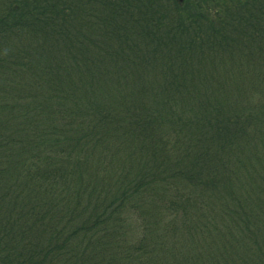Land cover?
<instances>
[{
  "label": "trees",
  "instance_id": "1",
  "mask_svg": "<svg viewBox=\"0 0 264 264\" xmlns=\"http://www.w3.org/2000/svg\"><path fill=\"white\" fill-rule=\"evenodd\" d=\"M0 264H264V0H0Z\"/></svg>",
  "mask_w": 264,
  "mask_h": 264
},
{
  "label": "water",
  "instance_id": "2",
  "mask_svg": "<svg viewBox=\"0 0 264 264\" xmlns=\"http://www.w3.org/2000/svg\"><path fill=\"white\" fill-rule=\"evenodd\" d=\"M179 1H181V0H179Z\"/></svg>",
  "mask_w": 264,
  "mask_h": 264
}]
</instances>
